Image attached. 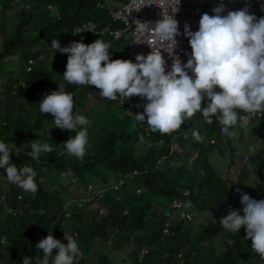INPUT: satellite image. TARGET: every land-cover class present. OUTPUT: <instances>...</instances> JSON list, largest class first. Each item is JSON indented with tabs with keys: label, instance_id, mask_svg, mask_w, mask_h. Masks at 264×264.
<instances>
[{
	"label": "trees",
	"instance_id": "1",
	"mask_svg": "<svg viewBox=\"0 0 264 264\" xmlns=\"http://www.w3.org/2000/svg\"><path fill=\"white\" fill-rule=\"evenodd\" d=\"M24 1H31L33 7L30 10H19L10 5V0H0V16L8 13L15 21L13 35L8 38L0 37L2 39L0 42V75L5 78V81L0 83V89L5 93V99L0 101V142L16 145L18 149L12 150L10 162L17 167L30 166L36 171L38 191L35 194H28L16 185L9 184L5 178L6 171L3 169V176L0 178V198L4 196V200H0V264H22V257H33V264H35L36 244L49 233L64 244L67 243L65 239L67 236H73L83 253L81 264H114L113 258L109 255L124 252H128L125 256H128L129 260L123 259L120 264H137L136 249L144 246L152 248L153 257L149 264H179L172 254L182 248L183 241L176 237H162L161 231L165 218L162 214L157 215L156 210L150 218V203L153 199L160 200V197L166 198L169 203L171 201L184 202L192 198L194 207L199 212L212 209L219 212L222 207L227 208L231 204L229 190L211 165L209 156H212L214 152L218 154L222 152V142H225L227 148L232 147L230 142H233L220 136L218 129L221 126L214 117L211 123L205 119L197 125L192 124L193 130L199 133L206 132V135L215 139V144L210 145L203 141L202 137L201 141L197 142L192 136L193 130L185 126L181 127L174 138L184 150L169 156L162 164L156 166L164 152L163 150L156 151L153 146L147 148L139 141L140 134H145L144 123L134 121V115H126L122 106L117 110L112 107L104 108L103 99L99 96V108L97 107L99 114L93 120L91 127L86 126L89 132L92 130L93 132L91 140L89 133V144L86 147L83 162L75 157L67 156L61 148L70 137L75 136L74 132L69 135L58 133L55 137H45L47 128L51 125L54 127L53 117L51 114L41 115L38 107L37 119L25 130L44 133L42 136L48 143L53 144L54 151L41 154L40 160L43 164L40 160L37 162L27 156L25 153L31 151V147H19V144L24 141L25 133L17 128V123L6 111L5 105L7 104L8 109L12 110L11 104L13 95H15L13 93H16V96L31 99L33 98L32 92L36 90L40 103L45 94L58 89L56 81L51 82L52 78L48 69L43 68V56L58 57V64L61 68L59 83L66 92L73 95L74 103L80 109H74V112H78L75 114H82L92 120V114L87 112L84 103H87L90 93L94 94L98 90L94 86H74L62 80L67 54L55 51L51 47L53 40L61 41L59 45L63 48L69 45V39H72V42H82L86 45L102 39L111 44L109 55L112 60H129V58L125 56L127 43L123 40L113 41L109 35L99 37L85 34L78 38L72 36L73 28L82 21H93L99 27L110 24L111 28H119L117 23H112L108 13L97 10L95 5L101 0ZM114 1L120 3L123 0ZM45 2L56 5L61 16L60 21L52 20L50 12L43 6ZM92 8L100 14L92 15L91 18ZM11 10L14 11L10 12ZM3 30V25H0L2 34ZM87 39L91 42L86 43ZM13 59L18 64L15 71L10 62ZM57 67L55 64L51 70L54 71ZM18 107L22 114L24 107L21 104ZM1 109L8 116L4 115ZM113 111L117 112V116L113 114ZM74 112L73 115H75ZM142 112L138 110L135 114ZM235 128L239 132L238 140L240 141L245 136L249 137V142L264 141V135H262L264 122L252 125L249 135H246L243 128L236 126ZM149 135L152 140L162 136L150 131ZM163 136L166 137V135ZM192 153L195 154L194 158L191 156ZM257 157L260 172L264 166V152L260 151ZM38 165H44L48 169L44 168L42 171ZM54 169L57 172L54 174L55 177L58 173L70 172V175L64 176L78 185L93 176L95 178L93 180H96L98 184L97 189L106 188L101 195H94L89 200L98 206L91 211L88 209L89 203H82L80 207L75 205L66 207L64 205L66 197L62 196L64 188L55 191L45 187L47 182L54 183L52 181ZM46 170L49 171L48 174ZM239 178L245 179L242 172ZM121 179H124V183L114 189L113 186ZM67 190L66 188V192ZM157 204L162 205L160 201ZM7 209L20 210L22 215L17 212L13 218L11 214L6 213ZM89 213L90 219H88ZM207 220V225L203 227L185 225L189 233L194 231L193 235L188 234V238L184 233L183 236L188 239L187 241L196 238L193 244L194 249L190 250L195 257L186 264H258L256 258L249 256L251 241L247 240L248 243H246L242 239L245 233L243 227L238 233L227 236L228 232L218 227V223H212L214 218ZM179 228L182 226L173 231L178 232ZM114 229L128 235L119 243L112 242ZM226 236L227 238H224ZM217 237L221 239L218 240ZM132 239L135 243L130 245ZM161 240L160 248L156 249L155 245ZM108 242L110 246L112 245V248H106L108 254L96 250L97 245H100L99 250H102ZM202 242H208L209 245L203 247ZM91 253L97 255V259H92L89 256ZM55 254L56 250H53V255Z\"/></svg>",
	"mask_w": 264,
	"mask_h": 264
},
{
	"label": "clouds",
	"instance_id": "2",
	"mask_svg": "<svg viewBox=\"0 0 264 264\" xmlns=\"http://www.w3.org/2000/svg\"><path fill=\"white\" fill-rule=\"evenodd\" d=\"M102 1L114 7L118 4H111L106 0L100 2ZM179 4L180 0H161V6L165 9L170 8L172 14H169V10L164 11L155 23L134 20L129 25L126 20L129 28L134 25L135 32L140 37L147 38L146 44L150 48L147 56L136 55L135 62L112 60L109 55L111 44L102 39L87 45L69 39L72 40L71 43L68 40L69 45L63 48L53 40L51 45L55 51L67 54L65 71L61 76L65 83L80 87L94 86L99 96L109 101L120 98L127 103L126 100L131 97L146 99L147 103L142 102V108H131L134 121L137 120L147 126H143L145 134H140L139 141L147 148L153 146L156 151L163 150L164 154H168L169 149L165 145L170 143L174 147L170 156L184 150L174 138L181 127L185 126L193 130L192 124L197 125L205 119L211 123L214 117L221 126L218 129L220 136L225 138L236 136V131L233 130L235 126L244 128L241 126V119L247 120L258 116L261 118L253 119L250 124L258 125L259 122H264V17L257 19L254 10L256 5H264V0H232L231 6L223 5L221 0L220 6L213 8L211 13L202 11L196 15L179 10ZM43 6L50 12L53 21L61 20L55 4L45 2ZM48 6L52 8L49 9ZM178 10L183 36L188 40L185 38V41L178 45V51L183 57L182 62L178 57L172 56V51L169 55L172 59L171 68L166 71V61L156 45L167 44L174 50L175 37L180 35L178 21L174 18ZM56 14L59 20L56 19ZM80 32L84 31L78 33ZM112 40L118 41L113 38ZM127 48L126 44V57H128ZM74 108L73 95L59 85L56 91L45 94L38 104L41 115L51 114L55 128L75 133L74 137H70L60 147L67 156L83 162L88 144L86 126L90 121L82 114H75ZM138 110L143 112L135 114ZM149 131L162 136L152 140ZM200 133L196 130L192 132L197 142H200L201 136L205 135L214 140L213 144H215V139L206 135V132ZM244 139L248 151L247 156L244 155V162H247L249 154L254 152H257L258 159V153L264 152V141L258 140L261 147L255 150V144L249 142V137L245 136ZM158 140H163L164 144L157 145ZM52 145L48 142H30L31 151L25 154L39 162L41 154L54 151ZM221 145L226 147L225 142ZM13 149H18L13 143L0 142V168L6 171V181L16 185L25 193L35 194L38 191L37 173L30 166L17 167L12 164L10 156ZM262 172L261 169L259 176L264 182V172ZM70 174V172L62 173V175ZM234 183L235 190L239 191V185L243 186L245 180L238 177ZM98 190L100 189L96 186L94 193ZM230 195L229 190V198ZM84 197L88 195H83L82 198ZM82 198L77 199L73 204H68L67 200L64 205L80 207L83 203H80ZM185 202L190 203L186 210L190 219L182 218L180 212H176L170 219L164 217V211L170 210L173 204ZM240 204L243 206V215L233 210L232 204L227 208L224 207L228 210L226 216L219 218L222 211L217 212V218L220 219L218 227H222L228 233H238L243 227L245 239L251 240L249 244L251 248L248 245L251 252L249 256L256 258L258 264H264V200L257 201L240 193ZM201 212L194 207L190 198L184 202H168L167 207L160 213L165 218L162 237H176L183 241L182 248L172 254L179 264H186L195 257L190 250L194 249L196 238L187 241L189 232L185 225L192 224L195 215ZM167 220L171 225L169 233H164ZM203 221L204 219L198 225L203 227L201 224ZM180 226L182 228H179L178 232L173 231ZM184 233L187 234V238L183 236ZM65 239L67 243H61L49 233L40 240L36 244L35 264H77L78 259L82 262L83 253L77 240L73 236H67ZM161 244L162 240L155 245V248L159 249ZM201 245L207 247L209 243L202 242ZM53 250H56L55 255ZM40 251L43 252L42 259L39 257ZM136 254L137 264H149L153 257L150 246L136 249ZM22 264H33V257H22Z\"/></svg>",
	"mask_w": 264,
	"mask_h": 264
},
{
	"label": "rangeland",
	"instance_id": "3",
	"mask_svg": "<svg viewBox=\"0 0 264 264\" xmlns=\"http://www.w3.org/2000/svg\"><path fill=\"white\" fill-rule=\"evenodd\" d=\"M111 4L114 3L116 4V2L114 0L110 1ZM115 9V8H113ZM102 12H106L107 11L105 9H98ZM95 8H92L91 12H90V17L92 18V15H97L100 14L99 11H97ZM254 10L256 12L255 16L257 17V19L264 17V5H256L254 7ZM14 10H11L10 12H13ZM83 16V15H82ZM0 25H3L4 30H3V34L0 32V37L1 38H8L11 37L13 35V31H14V26H15V21L13 19V17H10V15L8 13H3L2 16H0ZM20 21V20H19ZM84 22V21H82ZM81 23V22H80ZM97 24V23H96ZM98 25V24H97ZM118 27L121 28L123 25L121 22L117 23ZM2 39H0L1 42ZM59 44H61V41H57ZM91 40L87 39L86 43H90ZM121 45L123 46V43H121ZM11 65L14 69V71L18 68V64L17 61L15 59L11 60ZM59 63V59L58 57L55 58L54 55H51L50 57H46L43 56V68L48 69L47 71L50 72L51 74V78L52 81L51 82H55L57 83V85L61 86L59 83V75L61 73L60 71V64ZM46 64V65H45ZM56 64V66H58L54 71L51 70L54 65ZM36 67V65H35ZM47 67V68H46ZM56 71H60L59 73H56ZM5 81V78L3 76L0 75V83H3ZM32 96L33 98L31 99H27L26 97H21L19 95H13V99H12V110L8 109V105H5L6 111L12 116L13 121H15L17 123V128L21 129L22 132H24L25 134L24 136V141L23 143L19 144V147H30V142H35V141H39L41 143L43 142H48L46 140V138H44L41 133H38L37 131L34 130H25V128L28 125H32L33 122L37 119V107H38V103L40 101V98L38 97V93L35 91L32 92ZM88 99H87V103H84L87 109L88 113L92 114V120L90 121V124L88 125L89 127H91V125H93V120L96 119V117L99 114V109H97V107L99 108V93L95 92L94 94H89L88 95ZM5 99V93L3 92V90L0 89V101ZM103 99V98H102ZM5 102V101H4ZM127 103L124 104L123 109L125 107H128L129 109H134V108H142L143 104L142 101L139 99V97H131L128 100H126ZM103 107H112L115 108L117 110V108H119L120 105V101L116 100V101H109L106 99H103ZM21 104L24 107V111L21 114L18 105ZM75 110H78L79 108L75 105ZM2 110V109H1ZM80 110V109H79ZM131 111V110H130ZM77 112V111H75ZM125 112V110H124ZM2 113L6 116H8L7 114H5V112L2 110ZM78 113V112H77ZM126 113V112H125ZM113 114L117 116V112L113 111ZM127 115V113H126ZM52 126V125H51ZM49 127L47 128L46 132H45V137H50V136H56V134H70L72 131L70 130H61L59 128H55V127ZM144 127H147L146 124H144ZM88 130V128H87ZM236 131V136L234 137H229L226 136L225 138H227V140L230 142L232 141L233 143L230 142V145L232 144L233 148L230 147H222V152L220 154H218L217 152L212 153V156H209V161L211 163V165H213L216 173L218 174V176L222 179V181L224 182V184L228 187V189L231 191V195H230V202L232 204L233 210H237L241 215H243V211H242V205L240 204V193L246 194L248 196H250V198L255 199L257 201L259 200H264V182L261 181V177L259 176V160L256 158V154L257 152L254 153H250L248 156V161L244 162V155L246 154L247 156V143L245 142V139L242 137L241 141L238 140V135L239 132L234 129ZM243 130L245 131L246 135H249L251 130H252V124H249L247 126H245L243 128ZM93 132V130L91 132H89L88 130V140H89V133L91 134ZM92 139V134H91V138ZM253 143L255 144V150H258L261 147L260 142H258V140H253ZM89 144V142H88ZM87 144V145H88ZM143 149H145V147L143 146ZM192 158H194L195 154L192 153L191 154ZM40 162L43 164V162L40 160ZM39 169H42V171L44 170L45 166L44 165H38ZM45 169H48L47 167ZM262 171L264 172V166L261 168ZM47 174L49 173V171H47ZM242 172V176H245V179L242 178V180H245V183L243 186H241V184L239 185V191L235 190V179L239 177L240 173ZM262 172V173H263ZM56 172V170L54 169V171L52 172V175H54ZM3 176V169L0 170V178H2ZM45 177V176H44ZM47 178V177H45ZM84 178H88L87 176H84ZM93 176L89 177V179L87 181H82L79 183V185L77 183H74L71 179H69L67 176L62 175V172L59 174L54 175L53 178V182L54 183H50L47 182L45 184V187H48L50 189H53L55 191H60L61 189L64 188V193L62 194V196H65L66 200H68V204H73L74 202H76L77 199L82 198L83 195H88V197H84L81 199L80 203H89V211H91L92 209H94L95 207L98 206V204L94 203V202H89L90 199H92V197L96 194L94 193L96 186H98V184L96 183V180ZM51 180V179H50ZM88 185H92L93 186V190L92 191H88L87 190V186ZM7 188V187H6ZM66 188L68 189L67 193L66 192ZM67 193V195H66ZM92 195H89L91 194ZM101 194L103 193V191L100 192ZM69 196V198H68ZM4 198V196H1ZM71 199V200H70ZM88 200V201H87ZM161 202L162 205L159 206L157 203ZM94 203V204H93ZM168 204V200L164 197H160L159 199H153V201L150 203V210H149V217H152V213L156 210L157 215H159L161 213V211L163 209H165L167 207ZM221 213L219 215V218L226 216L228 214V210L225 209L224 207L221 208ZM41 213V212H40ZM214 218V220L212 221V223H219V220L217 218V211L216 210H209V211H202L199 214H196L193 221H192V225L197 226L201 220L204 219L203 226H206L208 223L207 219H211ZM88 219H90V213L88 214ZM194 231H191L189 233V235H193ZM229 234H234V233H227V236ZM128 234L123 232V231H117L115 230V232L113 233V241L116 242H120L123 241L126 236ZM224 237V238H227ZM218 240L221 239V237H217ZM246 243L248 242L245 239V233L243 234V238H242ZM42 240V238H41ZM251 241V240H250ZM216 242V241H214ZM135 243V240L132 239L130 240V245H133ZM100 245H97L96 250L98 252H101L103 254H106L108 251L106 250V248H112V245L110 246V243H106V246L104 248H102V250H99ZM112 252H114V250H112ZM109 253V252H108ZM107 253V254H108ZM40 254V258L43 256V253H39ZM126 254H128V252H124V253H115L114 255H109V257L113 258L114 260V264H120L122 262V260L126 259V261L129 260L128 256H125ZM92 259H97V255L95 254H90L89 255ZM118 258V259H117ZM79 260V261H78ZM77 264H81L80 259H78ZM127 264V263H125Z\"/></svg>",
	"mask_w": 264,
	"mask_h": 264
},
{
	"label": "built area",
	"instance_id": "4",
	"mask_svg": "<svg viewBox=\"0 0 264 264\" xmlns=\"http://www.w3.org/2000/svg\"><path fill=\"white\" fill-rule=\"evenodd\" d=\"M110 2V0H106ZM221 0H180V4L178 6L179 10H184L186 12L191 13V15H196L202 11H208L212 12V9L220 6ZM10 5L16 7L19 10H30L33 7V3L31 1H24V0H10ZM223 5L231 6L232 5V0H223ZM96 8L98 9H105L107 13L109 14L112 23H122L121 28H111L110 24H106L103 27H99L95 22L93 21H86L82 22L80 24H77L73 30H72V35L73 37H82L85 34H93V35H98V36H106L109 35L111 36L114 40H123L124 42L127 43V56L129 57V60H132L135 62V57L136 55H145L147 56L150 52V48L148 47L147 43V38L146 37H140L134 29V25L132 28H129L128 24L131 25L134 20H140L141 22H148V23H155L157 20L160 19L161 13H163L166 10H169V14L171 15V9H165L164 7L161 6V0H125V2H120L117 4L116 7L111 6L109 3H103L102 2H97L96 3ZM49 9H51V6H48ZM115 8V9H113ZM138 9H140L138 11ZM175 13L174 18L178 21V31L180 35L175 37L176 40V45L174 47V50L172 49L171 46L164 44V45H156L158 49L161 50V55L164 57L166 61V71L170 70L171 64H172V59L169 56L172 51V56L178 57L180 61L182 62V55L178 51V45L183 43L185 41V36H183V31L181 27V19L178 17V13ZM56 19L59 20L58 14L55 15ZM128 24H127V22ZM79 31H84L80 32ZM186 40H188L186 38ZM72 40H69V43H71ZM191 75V73H189ZM13 93V92H12ZM16 95V93H13ZM140 98V97H139ZM142 102L144 104L147 103L146 99H142ZM120 104L124 106L125 101L123 102L119 98ZM125 112L127 115H133L131 109L128 107L124 108ZM244 115V114H243ZM242 115V116H243ZM260 119L261 117H252L250 119L244 120L241 119L240 123L242 127H245L249 125L253 119ZM223 134V133H222ZM204 141L208 142L209 144H213L214 140L212 139H206L207 137L205 135L201 136ZM164 144L163 140H158L157 145L162 146ZM169 149L168 154H164L161 156V158L157 161L156 166L162 164L164 160H166L173 152L174 147L172 144H167L165 145ZM133 174H137V172H133ZM124 183V179H121L118 181L116 185H114V189H116L118 186L122 185ZM112 188V187H111ZM110 188V190H111ZM88 191H92L93 187L88 186L87 187ZM106 188L100 189L96 192L95 195H101V191L105 192ZM138 192V190L136 191ZM188 195V193H186ZM1 201L4 200L0 198ZM18 200H20V196H18ZM80 205V203H79ZM190 206L189 202H185L184 204L182 203H175L173 204L172 208L170 210L164 211V217L166 219H170L173 217V215L176 212H180V216L182 218L190 219V215L186 212L187 208ZM19 213L22 215V212L20 210L13 211L11 209H7L6 213L11 214L13 217H15L16 213ZM170 222L169 220L166 221L164 225V233H169V227H170ZM2 243V241H1ZM146 252V251H144Z\"/></svg>",
	"mask_w": 264,
	"mask_h": 264
}]
</instances>
